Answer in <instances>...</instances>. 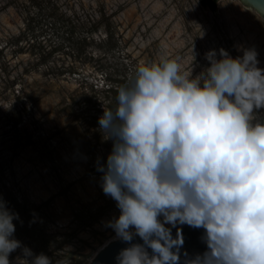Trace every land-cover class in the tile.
I'll return each mask as SVG.
<instances>
[{
  "label": "rangeland",
  "instance_id": "1",
  "mask_svg": "<svg viewBox=\"0 0 264 264\" xmlns=\"http://www.w3.org/2000/svg\"><path fill=\"white\" fill-rule=\"evenodd\" d=\"M26 2L0 0V200L18 214L22 247L52 264H89L117 239L107 222L119 210L97 170L112 149L98 123L106 85L162 59L194 77L209 66L210 50L219 59L220 49L235 58L255 48L264 68V17L241 0H217L215 11L198 0H58L98 31L84 52L65 42L42 63L35 40L49 50L60 36L23 37ZM8 259L26 264L21 248Z\"/></svg>",
  "mask_w": 264,
  "mask_h": 264
},
{
  "label": "clouds",
  "instance_id": "2",
  "mask_svg": "<svg viewBox=\"0 0 264 264\" xmlns=\"http://www.w3.org/2000/svg\"><path fill=\"white\" fill-rule=\"evenodd\" d=\"M242 51L210 50L194 77L172 59L142 64L98 118L112 141L100 186L119 210L107 227L129 245L117 264H181L178 224L203 229L206 246L183 264H264V68ZM17 218L0 200V264L18 248L52 264L14 238Z\"/></svg>",
  "mask_w": 264,
  "mask_h": 264
},
{
  "label": "trees",
  "instance_id": "3",
  "mask_svg": "<svg viewBox=\"0 0 264 264\" xmlns=\"http://www.w3.org/2000/svg\"><path fill=\"white\" fill-rule=\"evenodd\" d=\"M27 2L23 4L22 11L24 13V29L21 34L23 37L30 33L31 39H36L34 34L35 30L42 31V34L50 31L52 35H57V38L60 36L61 42L57 47L50 48L45 50L40 43L32 45L33 48L39 50L38 54L40 56L39 61L45 63L51 57L54 51L64 47L65 42L69 44V47L76 49V51L84 52L85 47L87 46V41L93 40V37L97 31V25H90L87 27V24H90L91 18L87 17L85 20L78 18L76 15L71 13H65L58 0H26ZM201 6L207 7L211 11H215L217 0H198ZM93 21V20H92ZM94 22V21H93ZM106 35L108 36V31L105 30ZM26 40V39H25ZM33 42V41H32ZM33 44V43H32ZM125 80H115L112 81V84L106 85L104 89V102L105 105L102 106L100 111L107 110L109 108L114 109L116 106V96L118 94V89L120 86L127 84ZM101 113V112H100Z\"/></svg>",
  "mask_w": 264,
  "mask_h": 264
},
{
  "label": "water",
  "instance_id": "4",
  "mask_svg": "<svg viewBox=\"0 0 264 264\" xmlns=\"http://www.w3.org/2000/svg\"><path fill=\"white\" fill-rule=\"evenodd\" d=\"M246 8L251 9L259 13L264 17V0H241ZM180 230L183 237V245L180 248L181 264H183L184 254L187 253L192 256L197 253L205 251L206 246L202 242L201 237L203 229H196L188 226L187 224H178L175 227H171L172 237L175 238L177 230ZM133 243H143V241L137 236L132 241ZM128 243L120 240L119 238L111 240L94 255L89 264H117V256L121 249L128 247ZM151 249H149V252Z\"/></svg>",
  "mask_w": 264,
  "mask_h": 264
}]
</instances>
